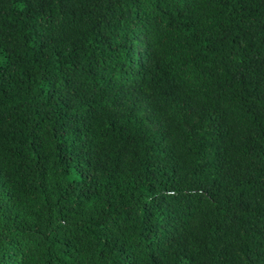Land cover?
Listing matches in <instances>:
<instances>
[{
	"label": "trees",
	"instance_id": "trees-1",
	"mask_svg": "<svg viewBox=\"0 0 264 264\" xmlns=\"http://www.w3.org/2000/svg\"><path fill=\"white\" fill-rule=\"evenodd\" d=\"M0 264H264V0H0Z\"/></svg>",
	"mask_w": 264,
	"mask_h": 264
}]
</instances>
